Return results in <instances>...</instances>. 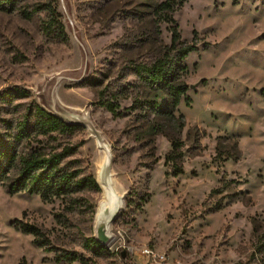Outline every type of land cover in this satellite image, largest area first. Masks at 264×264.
I'll return each instance as SVG.
<instances>
[{
  "label": "rangeland",
  "instance_id": "374dc122",
  "mask_svg": "<svg viewBox=\"0 0 264 264\" xmlns=\"http://www.w3.org/2000/svg\"><path fill=\"white\" fill-rule=\"evenodd\" d=\"M163 1L26 0L21 10L37 8L30 16L0 10V92L25 89L81 124L75 140L100 186L45 202L0 184V264H68L16 220L89 264H264V0H187L173 12L182 39L197 45L183 61L188 90L175 108L166 89L133 71L171 44ZM47 3L64 36L45 32ZM175 140L182 156L166 163ZM109 169L123 206L110 241L87 249L105 198L98 172Z\"/></svg>",
  "mask_w": 264,
  "mask_h": 264
},
{
  "label": "trees",
  "instance_id": "16d2710c",
  "mask_svg": "<svg viewBox=\"0 0 264 264\" xmlns=\"http://www.w3.org/2000/svg\"><path fill=\"white\" fill-rule=\"evenodd\" d=\"M26 0H0V10H20L26 16L36 12L20 9ZM187 0H164L160 7L169 11L165 18L172 23L170 31L172 40L166 45L165 51L159 59L151 64H137L134 73L151 86L166 89L170 95L173 108L177 107L182 96L188 90V84L180 78L186 69L183 61L188 55L197 50V45L182 39L179 25L173 16ZM237 1V0H236ZM236 1H234L236 3ZM39 5V8L40 9ZM51 15L45 24L47 34L55 36L65 35V26L60 19L57 9L43 4ZM110 112L118 113V104L110 99H100L97 102ZM154 110H163L166 101L159 99L152 104ZM83 126L65 120L57 114L47 111L36 101L31 99V93L25 89L14 87L0 92V184L7 186L11 194L26 191L37 194L45 202L69 197L87 190H99V183L90 170L86 160L81 156V148L85 142L75 140V136L83 130ZM173 149L166 157L174 162L181 158L178 151L179 144L172 142ZM175 165V163H174ZM182 173L181 169L174 175ZM145 199L144 196H139ZM15 228L34 237V244L40 248L55 252L57 262L66 261L74 264L81 261L89 264V259L77 251L55 248L50 238L37 225L16 220ZM87 249L101 250V242L92 234L83 241Z\"/></svg>",
  "mask_w": 264,
  "mask_h": 264
},
{
  "label": "water",
  "instance_id": "95a60500",
  "mask_svg": "<svg viewBox=\"0 0 264 264\" xmlns=\"http://www.w3.org/2000/svg\"><path fill=\"white\" fill-rule=\"evenodd\" d=\"M191 87L194 88V85ZM100 173L101 182L108 190V200L106 204L102 201L97 210L94 236L101 243H108L111 239L110 225L123 206L124 195L115 188L110 169ZM122 255L124 256L125 253L122 252Z\"/></svg>",
  "mask_w": 264,
  "mask_h": 264
},
{
  "label": "bare ground",
  "instance_id": "6f19581e",
  "mask_svg": "<svg viewBox=\"0 0 264 264\" xmlns=\"http://www.w3.org/2000/svg\"><path fill=\"white\" fill-rule=\"evenodd\" d=\"M101 165H102V164H101ZM98 175H100V170H99V172H98ZM102 185H103L104 193H105V198H104V200H103V203L106 204V202H107V200H108V190H107V187H106L104 184H102Z\"/></svg>",
  "mask_w": 264,
  "mask_h": 264
},
{
  "label": "built area",
  "instance_id": "2783aa9c",
  "mask_svg": "<svg viewBox=\"0 0 264 264\" xmlns=\"http://www.w3.org/2000/svg\"><path fill=\"white\" fill-rule=\"evenodd\" d=\"M147 253H150V250H147Z\"/></svg>",
  "mask_w": 264,
  "mask_h": 264
}]
</instances>
